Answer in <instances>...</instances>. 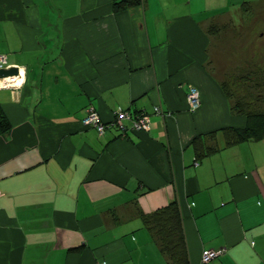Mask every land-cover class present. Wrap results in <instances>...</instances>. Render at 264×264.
<instances>
[{"label": "crops", "instance_id": "0c3cea01", "mask_svg": "<svg viewBox=\"0 0 264 264\" xmlns=\"http://www.w3.org/2000/svg\"><path fill=\"white\" fill-rule=\"evenodd\" d=\"M251 1L0 0V55L26 77L0 88V264H170L147 221L170 201L184 264H264V138L226 145L218 131L244 125L222 90L218 27ZM88 106L103 122L146 112L149 128L98 135ZM197 135L213 149L200 159Z\"/></svg>", "mask_w": 264, "mask_h": 264}, {"label": "rangeland", "instance_id": "374dc122", "mask_svg": "<svg viewBox=\"0 0 264 264\" xmlns=\"http://www.w3.org/2000/svg\"><path fill=\"white\" fill-rule=\"evenodd\" d=\"M250 5L237 11L234 24L217 26L214 48L230 108L242 102L244 111H264V0H252Z\"/></svg>", "mask_w": 264, "mask_h": 264}, {"label": "trees", "instance_id": "16d2710c", "mask_svg": "<svg viewBox=\"0 0 264 264\" xmlns=\"http://www.w3.org/2000/svg\"><path fill=\"white\" fill-rule=\"evenodd\" d=\"M140 5L141 0H112L111 2V8L114 12H119L127 8L139 7ZM221 86L227 98V88L223 83H221ZM244 107V103L237 102L232 108H230L233 114L243 117L244 125L242 127L228 126L218 129V131L223 135L224 144L228 145L242 142L247 139L259 140L264 138V111H244ZM9 129L10 124L0 107V135L6 134ZM213 132L214 131H212V133ZM208 135H211V133H208ZM191 145L194 147L197 159L209 154L213 150L203 145L202 136L199 135L192 138ZM147 221L150 225L149 228L152 231L153 236L160 244L162 252L167 255L169 261L171 262L170 264L186 263L187 253L182 233L181 216L177 202L170 201L167 205L161 207L149 216Z\"/></svg>", "mask_w": 264, "mask_h": 264}, {"label": "built area", "instance_id": "2783aa9c", "mask_svg": "<svg viewBox=\"0 0 264 264\" xmlns=\"http://www.w3.org/2000/svg\"><path fill=\"white\" fill-rule=\"evenodd\" d=\"M9 65L5 63V58L0 55V68H7ZM19 71V69H18ZM6 83H9L6 81ZM198 102V92L194 89H190L188 103L190 107H194ZM86 114L82 118L81 123L84 126L93 127L98 135H101L107 127H112L116 129L121 136L125 134L127 130L132 131H147L149 128V114L146 112H139L135 115H131L128 110H123L121 108H116L112 112V119L109 122L101 121L98 113L91 106L87 107L85 110ZM153 114L161 115L162 111L158 105H155L152 109ZM124 120L129 122L126 126ZM1 195V192H0ZM224 248H209L203 249L200 255L201 263H206L209 260L216 258L217 256L224 253Z\"/></svg>", "mask_w": 264, "mask_h": 264}, {"label": "clouds", "instance_id": "9594fccd", "mask_svg": "<svg viewBox=\"0 0 264 264\" xmlns=\"http://www.w3.org/2000/svg\"><path fill=\"white\" fill-rule=\"evenodd\" d=\"M25 79H26L25 69L20 67L19 68V78L12 77V78H4V80H0V88H5L9 86L20 88L25 83ZM5 81H8L9 83H5Z\"/></svg>", "mask_w": 264, "mask_h": 264}, {"label": "water", "instance_id": "95a60500", "mask_svg": "<svg viewBox=\"0 0 264 264\" xmlns=\"http://www.w3.org/2000/svg\"><path fill=\"white\" fill-rule=\"evenodd\" d=\"M19 74L16 66H9L7 68H0V79L17 76Z\"/></svg>", "mask_w": 264, "mask_h": 264}, {"label": "bare ground", "instance_id": "6f19581e", "mask_svg": "<svg viewBox=\"0 0 264 264\" xmlns=\"http://www.w3.org/2000/svg\"><path fill=\"white\" fill-rule=\"evenodd\" d=\"M13 77L19 78V74L17 76H13ZM8 78H12V77H8Z\"/></svg>", "mask_w": 264, "mask_h": 264}]
</instances>
